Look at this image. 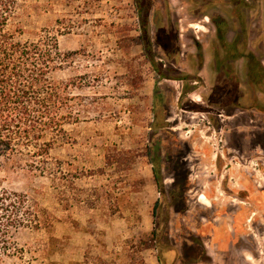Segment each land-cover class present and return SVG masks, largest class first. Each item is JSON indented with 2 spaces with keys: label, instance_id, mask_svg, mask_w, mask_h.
I'll list each match as a JSON object with an SVG mask.
<instances>
[{
  "label": "rangeland",
  "instance_id": "1",
  "mask_svg": "<svg viewBox=\"0 0 264 264\" xmlns=\"http://www.w3.org/2000/svg\"><path fill=\"white\" fill-rule=\"evenodd\" d=\"M236 1L149 0V57L137 0H18V39L58 35L78 119L51 150L65 178L0 170L56 217L5 264H264V0Z\"/></svg>",
  "mask_w": 264,
  "mask_h": 264
},
{
  "label": "trees",
  "instance_id": "2",
  "mask_svg": "<svg viewBox=\"0 0 264 264\" xmlns=\"http://www.w3.org/2000/svg\"><path fill=\"white\" fill-rule=\"evenodd\" d=\"M137 8L139 38L146 41L143 50L150 57L149 0H137ZM18 10V0H0V170L11 165L9 169L62 179L67 173L60 160L52 161L51 150L57 142H63L65 125L78 119L68 110L78 97L70 94L68 81L55 78L66 62L58 35L43 28L35 40L21 41L18 36L25 29L18 20ZM217 32L223 37L221 28ZM154 178L158 184V173ZM55 220L27 194L0 183V264H5L7 257L20 255L13 232L43 228L50 233Z\"/></svg>",
  "mask_w": 264,
  "mask_h": 264
},
{
  "label": "flooded vegetation",
  "instance_id": "3",
  "mask_svg": "<svg viewBox=\"0 0 264 264\" xmlns=\"http://www.w3.org/2000/svg\"><path fill=\"white\" fill-rule=\"evenodd\" d=\"M234 5L237 7V13L239 14L240 19H242L246 15V11L249 9L248 5H250V4L248 3V0H237ZM213 22H214V26L216 28L221 26V25H223V26L225 25V21L221 17H217V19H213ZM242 40H243V28H240V40H239V42L241 43ZM258 59L253 58V57L247 58V63H246L247 71H250L251 69L256 70L260 66L262 67V57H258ZM255 75H260L259 71H257V74H255ZM254 93H255V91H254ZM253 101H255V103H258V105L260 104L259 102H257L255 96L253 97ZM199 199L206 201V196L201 195L199 197Z\"/></svg>",
  "mask_w": 264,
  "mask_h": 264
}]
</instances>
